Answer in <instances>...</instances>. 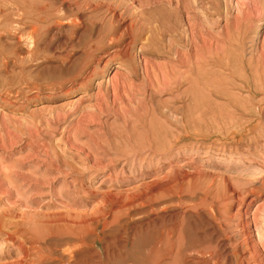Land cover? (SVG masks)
I'll list each match as a JSON object with an SVG mask.
<instances>
[{
  "label": "rangeland",
  "instance_id": "374dc122",
  "mask_svg": "<svg viewBox=\"0 0 264 264\" xmlns=\"http://www.w3.org/2000/svg\"><path fill=\"white\" fill-rule=\"evenodd\" d=\"M200 250L264 264V0H0V264Z\"/></svg>",
  "mask_w": 264,
  "mask_h": 264
},
{
  "label": "bare ground",
  "instance_id": "6f19581e",
  "mask_svg": "<svg viewBox=\"0 0 264 264\" xmlns=\"http://www.w3.org/2000/svg\"><path fill=\"white\" fill-rule=\"evenodd\" d=\"M236 5V4H235ZM240 21V20H239ZM35 28H36V26H35ZM35 28H34V31H36L35 30ZM34 33V32H33ZM33 33L31 34V33H29L28 35L30 36L29 38H31V40H32V36H34L33 35ZM34 38V37H33ZM212 45V44H211ZM205 47V46H204ZM212 47V46H211ZM210 47V48H211ZM207 48V47H206ZM205 48V49H206ZM215 48V47H214ZM263 48V47H262ZM262 57H263V55H262ZM170 65V64H169ZM170 66H172V65H170ZM176 70V69H175ZM117 71H115L114 72V74L116 73ZM180 73V72H179ZM178 73V74H179ZM114 74H113V76H114ZM117 76V75H116ZM113 78V77H112ZM114 80V79H113ZM116 80V79H115ZM178 80V79H177ZM115 83V82H114ZM118 83V82H117ZM76 100L75 99H71V100H68L66 103H68V104H73L74 102H75ZM77 103V102H76ZM21 188V187H20ZM25 188V187H24ZM27 188V187H26ZM261 205V204H260ZM260 237V236H259ZM195 251H197V250H195ZM194 251V253H192L191 254V257H190V264H207L208 262H209V260H208V262H207V259H206V254L205 253H203V252H201L202 250H200L199 252H195ZM209 257H211V256H209Z\"/></svg>",
  "mask_w": 264,
  "mask_h": 264
}]
</instances>
